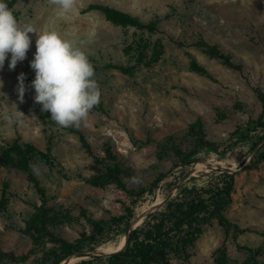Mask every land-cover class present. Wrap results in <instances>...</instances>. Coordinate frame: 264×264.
Masks as SVG:
<instances>
[{
    "label": "rangeland",
    "instance_id": "rangeland-1",
    "mask_svg": "<svg viewBox=\"0 0 264 264\" xmlns=\"http://www.w3.org/2000/svg\"><path fill=\"white\" fill-rule=\"evenodd\" d=\"M5 2L21 25H32L37 35L55 30L87 54L100 98L79 128L98 158L105 159L109 143L135 175L125 178V189L115 183H89L88 179L104 173V168L83 148L79 136L69 131L70 126L57 125L50 113L46 115L41 110L42 106L34 101L30 80H25L23 101L19 99L18 75L35 76L30 61L36 50V34H29L32 43L26 59L14 69L8 68L6 59L0 69V148L19 138L45 152L51 149L50 161L36 159L33 169L46 190L47 205L62 214L56 222V232L74 241L82 232H92V220H105L108 224L104 242L97 247L104 250L126 236L127 223L116 226L111 222L113 217L126 215L130 207L133 217L129 222L142 218L137 227L143 226L151 213L164 206L148 213L157 198L163 200L173 194V199L185 188L220 184L223 173H231L228 167L235 174L228 216L244 228L264 232V161L258 162V153L264 147V129L254 124L263 112L254 87L264 91V0H73V9L67 13L53 0ZM90 4L109 5L146 22L158 18L159 32L149 35L135 27L114 24L99 11H87ZM142 35H149L152 45L161 41V60L149 67L138 65L133 75L107 66L135 65L137 54L127 48L135 46ZM198 37L220 45L243 64L244 72L194 46ZM192 57L208 74L190 69ZM238 103L242 107L236 106ZM200 118L207 139L218 150L204 147L194 154L193 162L183 164L175 152L160 143L173 135L184 152L191 151L195 142L188 130ZM160 172L170 176L152 192L151 185ZM5 181L10 184L12 196L7 209L0 210V249L25 257L36 247L24 231L35 207L42 205L41 197L27 173L0 164V198ZM224 238L217 221L206 226L190 248V263L213 264V253ZM238 243L264 249V237L257 233L240 235ZM228 248L233 260L244 262L250 256L233 239ZM91 256L73 255L67 264ZM258 259L264 262V252ZM170 260L171 264L184 263L175 255ZM19 264L34 263L31 257Z\"/></svg>",
    "mask_w": 264,
    "mask_h": 264
},
{
    "label": "trees",
    "instance_id": "trees-1",
    "mask_svg": "<svg viewBox=\"0 0 264 264\" xmlns=\"http://www.w3.org/2000/svg\"><path fill=\"white\" fill-rule=\"evenodd\" d=\"M87 11H99L106 19L114 24L124 27H135L149 35L159 32L158 18L148 22L143 21L137 16L104 4H90ZM142 35L135 41V46L130 45L127 51L135 50L137 60L135 65H122L109 63L107 66L121 71L124 74L133 75L137 66L144 64L152 66L161 60L164 48L161 41H156L154 45L150 36ZM194 46L206 52L208 55L220 60L230 68L244 72L243 64L236 62L230 53L225 52L218 44H212L203 37H198ZM150 49H152L150 51ZM151 52V54H150ZM190 54V53H188ZM190 69L201 74H208L205 67L192 57ZM34 76H25V80L32 81ZM259 99L263 104L261 116L254 122L255 128L264 129V91L260 87H254ZM236 106L242 107V103ZM48 115L49 113H45ZM69 131L79 136L83 148L92 155L96 161L104 168L102 174L88 179V182L95 186H106L115 183L121 188H126L125 178L135 176L132 169L126 167L113 152L112 146L107 143L105 159H100L94 153L92 145L88 141L84 132L76 126H70ZM189 135L195 142V148L189 152L184 150L176 143L173 135L167 137L166 143H160L161 147L169 148L175 152L183 164L193 162L194 154L204 147H218L206 137L204 122L200 118L189 127ZM243 138H247L243 135ZM146 141L143 144H147ZM258 142L254 143L256 147ZM39 149L37 145L30 141H21L19 138L8 142L0 148V164L11 169L21 170L28 175L29 181L34 185L42 205L35 207L27 228L24 231L29 235L36 247L32 248L24 257H18L12 252L0 249V264H19L22 260L30 259L34 264H61L64 260L73 255H83L87 250L96 249L103 241L108 222L105 220H92V232L84 231L77 240L71 241L62 237L56 232V222L62 216L56 209L48 204L46 190L34 172L33 164L36 159L50 161L49 152ZM264 161V147L258 153V162ZM170 176L168 172H160L156 175L151 185V191L155 192L159 184ZM9 182L5 181L2 195L0 198V210L5 211L9 204ZM235 188V174L223 173L222 183L208 185V187L185 188L180 191L176 198L168 201L160 211L151 213L143 226L136 227L129 234L133 217V209L127 208L128 213L118 217H113L111 222L116 226L127 223L125 234L128 241L124 249L111 255L91 256L81 260L76 264H171V255L178 256L183 260V264L190 263V248L195 245L199 237L203 234L205 227L217 221L223 228L225 238L223 243L213 253V264H264L258 256L264 252L262 247L252 248L238 243L240 235L246 233H257L264 237V232L253 228H244L240 224L231 220L227 214L229 205L232 202ZM68 216V215H67ZM233 239L240 250H246L249 258L244 262L233 260L229 253L228 242ZM51 243L50 246L45 244Z\"/></svg>",
    "mask_w": 264,
    "mask_h": 264
},
{
    "label": "clouds",
    "instance_id": "clouds-1",
    "mask_svg": "<svg viewBox=\"0 0 264 264\" xmlns=\"http://www.w3.org/2000/svg\"><path fill=\"white\" fill-rule=\"evenodd\" d=\"M53 3L65 13L74 6L73 0H53ZM31 33L36 34V50L30 61L35 74L30 85L35 92L34 101L42 106V111L50 113L57 125L79 127L82 121L87 122L89 111L100 98L87 54L55 30L37 35L32 25H21L5 0H0V69L6 59L9 69L26 59L32 43ZM17 80L16 91L23 101L25 74L20 73Z\"/></svg>",
    "mask_w": 264,
    "mask_h": 264
},
{
    "label": "water",
    "instance_id": "water-1",
    "mask_svg": "<svg viewBox=\"0 0 264 264\" xmlns=\"http://www.w3.org/2000/svg\"><path fill=\"white\" fill-rule=\"evenodd\" d=\"M226 170L229 171V172H231V173L233 172L232 167H228V168H226ZM192 172H193V170L190 171V172L188 173V175H190ZM172 196H173V194H169V195H167V197L164 198L160 203H156V204L152 205V206L150 207V209H148V213H150V212H154V211L158 210L159 208H161L163 205H165L168 201L171 200ZM140 219H141V218H140ZM140 219H138V220L135 221L133 224H131V226H130V230H129V234L131 233L132 230H134V229L137 227V224H138L137 222L140 221ZM127 241H128V235H126V241H125L124 246H123L121 249H119V250H116V251L111 252L110 254H107L106 252L102 251L100 248H97V249H94V250H87V251L84 252L83 255H80V256L88 257V256H91V255H98V256H102V255H111V254H113V253H116V252H118V251L124 249L125 246H126V244H127ZM76 255H79V254H76ZM68 262H69V258L66 259L65 261H63L61 264H67Z\"/></svg>",
    "mask_w": 264,
    "mask_h": 264
},
{
    "label": "bare ground",
    "instance_id": "bare-ground-1",
    "mask_svg": "<svg viewBox=\"0 0 264 264\" xmlns=\"http://www.w3.org/2000/svg\"><path fill=\"white\" fill-rule=\"evenodd\" d=\"M161 201H162L161 198H157L156 201L154 202V204H156V203H160ZM154 204H153V205H154ZM146 210H147V209H146ZM141 219H142V218H141ZM138 222H139V221H138ZM138 222H137V223H138ZM125 241H126V236H123L118 242L107 245V246L104 248V250H102L101 248H100V249H101L102 251L106 252L107 254H110V253L113 252V251H116V250L121 249V248L124 246Z\"/></svg>",
    "mask_w": 264,
    "mask_h": 264
}]
</instances>
